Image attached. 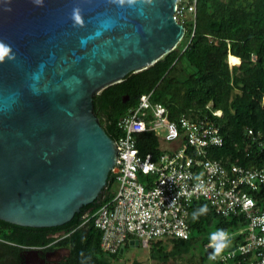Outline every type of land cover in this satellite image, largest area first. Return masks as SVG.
<instances>
[{
  "label": "water",
  "instance_id": "95a60500",
  "mask_svg": "<svg viewBox=\"0 0 264 264\" xmlns=\"http://www.w3.org/2000/svg\"><path fill=\"white\" fill-rule=\"evenodd\" d=\"M177 5L0 0L1 219L58 226L95 201L115 166L117 145L94 97L180 43L186 27L176 18Z\"/></svg>",
  "mask_w": 264,
  "mask_h": 264
},
{
  "label": "trees",
  "instance_id": "16d2710c",
  "mask_svg": "<svg viewBox=\"0 0 264 264\" xmlns=\"http://www.w3.org/2000/svg\"><path fill=\"white\" fill-rule=\"evenodd\" d=\"M183 6L178 19L186 27L180 43L152 65L128 73L94 97L95 111L106 131L114 139L122 132L119 118L136 105L144 93L152 92V101L165 104L169 117L177 120L185 115L195 120H209L219 125L224 144L208 149V156L230 166L264 165V0H196V12L189 10L194 0H177ZM221 110L220 115L214 111ZM249 130H253L252 133ZM141 153L160 152L159 135L146 131L138 136ZM146 176L140 174V180ZM116 174L111 170L107 183L95 201L83 205L74 217L58 226H23L0 218V225L23 230L63 232L61 243L70 246V255L63 264H112L101 247L102 232L93 220L85 221L86 213L95 210L113 195ZM257 205L264 208V184L249 189ZM187 239L170 237L167 248L163 237L150 239L152 255L175 257L191 245H207L219 234L236 231L247 224L242 215L223 216L207 199L192 202ZM51 238H45V242ZM129 239L124 248L131 243ZM136 239H134L135 243ZM243 235L226 239L224 247L233 248ZM217 245L214 246V249ZM210 252L211 249L209 248ZM211 264H221L213 261Z\"/></svg>",
  "mask_w": 264,
  "mask_h": 264
},
{
  "label": "built area",
  "instance_id": "2783aa9c",
  "mask_svg": "<svg viewBox=\"0 0 264 264\" xmlns=\"http://www.w3.org/2000/svg\"><path fill=\"white\" fill-rule=\"evenodd\" d=\"M183 9L178 4L176 13L182 15ZM189 10L196 12V0ZM118 126L122 132L115 139L117 159L112 170L119 188L85 215V221L93 220L101 230L105 251L117 253L129 239L148 245L150 239L161 237L189 238L190 206L194 199L203 197L219 214H240L247 220L242 228L219 234L216 237L223 235L222 240L215 237L209 243L211 259L221 264H264V208L258 207L249 192L264 184V165L227 166L209 157L210 147L224 144L221 127L185 115L172 120L165 104L152 101V92L142 94L119 118ZM146 131L159 135L161 150L157 155L140 152L138 136ZM259 145L264 149V139ZM140 174L146 176L144 181ZM239 234L243 241L235 247H223L219 252L214 249Z\"/></svg>",
  "mask_w": 264,
  "mask_h": 264
},
{
  "label": "flooded vegetation",
  "instance_id": "af4514ba",
  "mask_svg": "<svg viewBox=\"0 0 264 264\" xmlns=\"http://www.w3.org/2000/svg\"><path fill=\"white\" fill-rule=\"evenodd\" d=\"M64 236L58 231L0 225V264H63L71 253L70 246L61 243Z\"/></svg>",
  "mask_w": 264,
  "mask_h": 264
},
{
  "label": "rangeland",
  "instance_id": "374dc122",
  "mask_svg": "<svg viewBox=\"0 0 264 264\" xmlns=\"http://www.w3.org/2000/svg\"><path fill=\"white\" fill-rule=\"evenodd\" d=\"M118 188L119 181L116 180L112 185L111 194L114 195ZM168 238L170 237H163L162 239L167 248H172L173 241ZM211 246L197 242L191 245L188 251L180 252L175 257L166 258L152 255L150 246L142 240L135 244L129 243L121 254L112 257L110 260L112 264H211L213 260L208 251Z\"/></svg>",
  "mask_w": 264,
  "mask_h": 264
},
{
  "label": "clouds",
  "instance_id": "9594fccd",
  "mask_svg": "<svg viewBox=\"0 0 264 264\" xmlns=\"http://www.w3.org/2000/svg\"><path fill=\"white\" fill-rule=\"evenodd\" d=\"M5 51H6L5 46L3 44H0V60H3ZM216 239L222 240L223 239V235H221L219 237H216ZM223 247H224L223 244L217 245V252H219L220 249H222Z\"/></svg>",
  "mask_w": 264,
  "mask_h": 264
},
{
  "label": "crops",
  "instance_id": "0c3cea01",
  "mask_svg": "<svg viewBox=\"0 0 264 264\" xmlns=\"http://www.w3.org/2000/svg\"><path fill=\"white\" fill-rule=\"evenodd\" d=\"M135 243H137V242L135 241ZM135 243H134V240L132 239V244H135Z\"/></svg>",
  "mask_w": 264,
  "mask_h": 264
}]
</instances>
